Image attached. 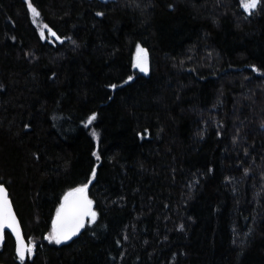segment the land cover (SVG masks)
<instances>
[{
  "label": "trees",
  "instance_id": "1",
  "mask_svg": "<svg viewBox=\"0 0 264 264\" xmlns=\"http://www.w3.org/2000/svg\"><path fill=\"white\" fill-rule=\"evenodd\" d=\"M0 182L32 248L0 264H264V0H0Z\"/></svg>",
  "mask_w": 264,
  "mask_h": 264
},
{
  "label": "snow or ice",
  "instance_id": "2",
  "mask_svg": "<svg viewBox=\"0 0 264 264\" xmlns=\"http://www.w3.org/2000/svg\"><path fill=\"white\" fill-rule=\"evenodd\" d=\"M259 4L260 0H242V6L250 14ZM29 7L31 8L35 22V18L39 17V12L31 5ZM43 35L44 33L41 32V36ZM51 35L55 36V33H51ZM137 67L141 71H146V60L138 57ZM94 119L95 115L90 117L87 123L91 124ZM93 134L95 135V133ZM94 176L95 173H93ZM88 217L91 218L92 222H95L96 213L92 210V201L87 196V185H84L74 189L64 197V202L57 210L56 220L53 223V231L48 239L56 243L71 239L84 227L85 220ZM6 227L16 232L19 240V254L23 261L25 251L31 252L32 248L26 247L22 238H20L19 226L11 211V204L8 200L7 192L3 186H0V239L3 238V230Z\"/></svg>",
  "mask_w": 264,
  "mask_h": 264
},
{
  "label": "water",
  "instance_id": "3",
  "mask_svg": "<svg viewBox=\"0 0 264 264\" xmlns=\"http://www.w3.org/2000/svg\"><path fill=\"white\" fill-rule=\"evenodd\" d=\"M246 12L249 13L248 11H246ZM0 186H3V188H4V189L6 190V192H7L8 200L10 201V204H11V211H12V213L14 214L15 219H16V221H17V223H18V226H19L20 238H22V240L24 241L26 247H29V248H30L29 241L27 240V238H26V236H25V233H24V229H23L22 223H21V221H20V219H19V217H18V215H17V212H16V210H15V207H14L13 201H12V199H11L10 192H9L8 188H7L4 184H2L1 182H0ZM87 196H88V195H87ZM88 199H89V197H88ZM89 200H90V199H89ZM63 202H64V201H63ZM92 210H93V204H92ZM89 220H90V217L86 218L84 226L88 223ZM83 228H84V227H83ZM83 228H81L80 231H81ZM80 231H79V232H80ZM7 234H9V235L13 238L14 243H15V252H16L17 256L21 259L20 254H19V240H18V238H17V234H16V232H13L10 228H7V227L4 228V230H3V238L0 239V247L4 245ZM66 241H68V240H66ZM66 241H63V242H66ZM28 257H29V252L25 251V255H24V259H23V261H26V260L28 259Z\"/></svg>",
  "mask_w": 264,
  "mask_h": 264
},
{
  "label": "rangeland",
  "instance_id": "4",
  "mask_svg": "<svg viewBox=\"0 0 264 264\" xmlns=\"http://www.w3.org/2000/svg\"><path fill=\"white\" fill-rule=\"evenodd\" d=\"M241 2H242V0H241ZM35 23H36L37 26H39V28L41 29V32L44 33V35H43L44 37H46V35L52 36L49 30L47 32L46 28L44 26L41 27V25L39 24V21L37 20V18H35ZM138 57H140L141 59L146 60V67H147L146 71H141L140 68L137 67ZM133 63H134L135 69L139 70L141 73H143L145 75L149 74V72H150L149 60H148V58L146 56V50L143 47L139 46L137 53L134 55Z\"/></svg>",
  "mask_w": 264,
  "mask_h": 264
}]
</instances>
